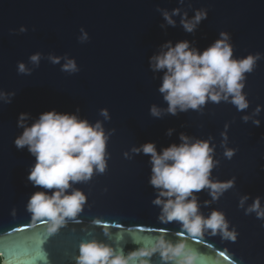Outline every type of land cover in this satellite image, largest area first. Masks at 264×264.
I'll return each instance as SVG.
<instances>
[{
	"label": "water",
	"instance_id": "1",
	"mask_svg": "<svg viewBox=\"0 0 264 264\" xmlns=\"http://www.w3.org/2000/svg\"><path fill=\"white\" fill-rule=\"evenodd\" d=\"M2 264H264V0H0Z\"/></svg>",
	"mask_w": 264,
	"mask_h": 264
},
{
	"label": "trees",
	"instance_id": "2",
	"mask_svg": "<svg viewBox=\"0 0 264 264\" xmlns=\"http://www.w3.org/2000/svg\"><path fill=\"white\" fill-rule=\"evenodd\" d=\"M0 264H2V258L0 257Z\"/></svg>",
	"mask_w": 264,
	"mask_h": 264
}]
</instances>
